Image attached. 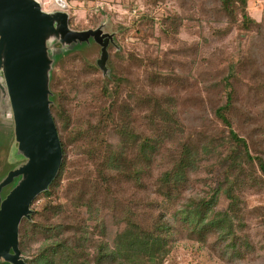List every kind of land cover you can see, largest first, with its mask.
Returning <instances> with one entry per match:
<instances>
[{"label":"trees","instance_id":"trees-1","mask_svg":"<svg viewBox=\"0 0 264 264\" xmlns=\"http://www.w3.org/2000/svg\"><path fill=\"white\" fill-rule=\"evenodd\" d=\"M142 1L130 20L109 21V75L79 51L53 69L50 110L63 155L19 224L26 264H164L181 237L228 264L256 248L249 221L264 222V205L251 206L247 195L264 191V16L253 17L248 0L179 2L201 11L215 2L208 16L224 25L212 33L236 29L259 40L258 51L255 43L235 61L208 60V77L198 46L175 43L183 17H157L165 0ZM67 12L78 30L107 19L93 12L83 25ZM162 38L175 49L162 52ZM200 83L204 93L188 95ZM191 110L198 114L189 119Z\"/></svg>","mask_w":264,"mask_h":264},{"label":"water","instance_id":"water-1","mask_svg":"<svg viewBox=\"0 0 264 264\" xmlns=\"http://www.w3.org/2000/svg\"><path fill=\"white\" fill-rule=\"evenodd\" d=\"M105 25L75 30L66 10L46 11L38 0H0V130L13 134L8 162L14 164L0 178L2 261L26 264L18 246L19 224L31 218L33 200L61 166L63 152L50 110L53 69L78 46L96 44V65L109 75L107 48L115 41Z\"/></svg>","mask_w":264,"mask_h":264},{"label":"rangeland","instance_id":"rangeland-1","mask_svg":"<svg viewBox=\"0 0 264 264\" xmlns=\"http://www.w3.org/2000/svg\"><path fill=\"white\" fill-rule=\"evenodd\" d=\"M66 1V0H65ZM135 2L136 7H130L131 2ZM185 0H165L161 4H156L155 12L153 14L157 17L165 15L169 10L176 11L182 18V26L176 34L177 40L175 43L184 42L187 45L198 46V63L201 68L205 69V73L208 77H212L210 73H214V67L211 62L221 61H235L240 54L245 51L248 47L256 43L255 51L259 49V40H251L248 33L239 32L236 29L231 30L225 36H218L212 33L213 29H217L224 25V21L217 20L215 17L208 16L210 9H213L214 3L205 5V8L201 11L200 8L195 9L188 8L184 5V9L180 7L179 2ZM44 10L49 11L54 8V0H39ZM68 8L72 13L74 23H83V25H90L92 22L91 13L100 12L101 17H107L102 19L101 22H105L104 30L112 32L111 28H107L109 21L113 24L115 21L126 22L130 20L132 14L141 13L146 8L142 0H67ZM166 4V5H165ZM249 12L257 20H261L264 16V0H248ZM135 10V11H134ZM127 18L125 20L124 18ZM159 22L154 25L155 34H159ZM98 24V25H99ZM73 29V28H72ZM89 29V28H88ZM78 30V29H75ZM84 30V29H82ZM133 37H127L126 40L130 44ZM150 43H156L154 37L148 38ZM174 42H170L162 38L159 43V49L162 52H168L175 49ZM143 46V45H142ZM143 47H139L142 51ZM150 49L153 47L150 46ZM85 55L88 59L96 62L99 57V52L96 51L94 44L91 45H80L77 50ZM210 60L211 62H208ZM108 61V60H107ZM108 67V66H107ZM109 68V67H108ZM110 69V68H109ZM101 71V70H100ZM102 73V71H101ZM110 74V71H109ZM103 75V73H102ZM105 76V75H103ZM107 76V75H106ZM51 85V81H50ZM51 88V86H50ZM52 90V89H51ZM53 91V90H52ZM204 93V89L200 84L193 86L189 91V94ZM187 114V115H186ZM185 117L191 119L192 116H196L198 111H188ZM5 126H9V123H4ZM258 132V131H257ZM13 141V134L11 130L9 132L0 130V177L2 173L8 171L13 166L12 163L8 162V152ZM10 164V165H9ZM7 169V170H6ZM6 170V171H5ZM199 187L197 186L192 192H188L187 195H194L197 193ZM4 192V190H3ZM2 192V193H3ZM248 202L251 206L253 205H264V191L258 190L256 192L248 193ZM249 231L254 240L257 241L256 248L251 250V256L247 257L246 262L240 264H264V222L259 223L250 220ZM205 247L202 249L197 248L196 242L188 240L185 237H181L176 247L172 250L170 258L167 259L164 264H228L226 261L219 259L215 254L208 252Z\"/></svg>","mask_w":264,"mask_h":264},{"label":"built area","instance_id":"built-area-1","mask_svg":"<svg viewBox=\"0 0 264 264\" xmlns=\"http://www.w3.org/2000/svg\"><path fill=\"white\" fill-rule=\"evenodd\" d=\"M68 9L69 8L65 0H54V8L52 10H66L67 11Z\"/></svg>","mask_w":264,"mask_h":264},{"label":"flooded vegetation","instance_id":"flooded-vegetation-1","mask_svg":"<svg viewBox=\"0 0 264 264\" xmlns=\"http://www.w3.org/2000/svg\"><path fill=\"white\" fill-rule=\"evenodd\" d=\"M10 188V187H9ZM7 190H9V189H7ZM8 192V191H7ZM6 194V193H5ZM5 194H3V195H5Z\"/></svg>","mask_w":264,"mask_h":264}]
</instances>
